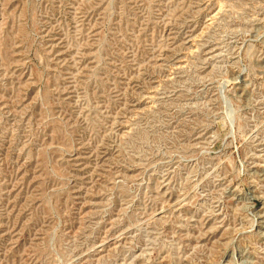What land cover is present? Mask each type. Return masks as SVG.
Returning <instances> with one entry per match:
<instances>
[{"label": "rangeland", "instance_id": "rangeland-1", "mask_svg": "<svg viewBox=\"0 0 264 264\" xmlns=\"http://www.w3.org/2000/svg\"><path fill=\"white\" fill-rule=\"evenodd\" d=\"M0 264H264V0H0Z\"/></svg>", "mask_w": 264, "mask_h": 264}]
</instances>
